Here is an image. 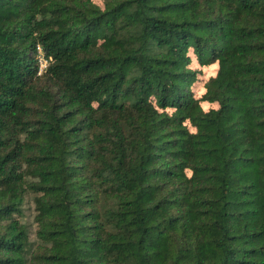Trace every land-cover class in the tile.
Listing matches in <instances>:
<instances>
[{
    "label": "trees",
    "instance_id": "trees-1",
    "mask_svg": "<svg viewBox=\"0 0 264 264\" xmlns=\"http://www.w3.org/2000/svg\"><path fill=\"white\" fill-rule=\"evenodd\" d=\"M102 3L0 0V264H264V0Z\"/></svg>",
    "mask_w": 264,
    "mask_h": 264
},
{
    "label": "rangeland",
    "instance_id": "rangeland-1",
    "mask_svg": "<svg viewBox=\"0 0 264 264\" xmlns=\"http://www.w3.org/2000/svg\"><path fill=\"white\" fill-rule=\"evenodd\" d=\"M95 1L101 5L103 4L102 0H95ZM191 67H194V68L200 70V74L198 76L199 80L193 86L195 89V92H196V96L199 97L204 92V84H205L206 80L210 76H214L217 73V64L202 66L201 64H198V62L194 58V61L191 63ZM202 105L205 109H208L209 107L212 106V104L208 103V102H203ZM26 215H27V219H28L29 223H31L32 222V208L31 207L26 208Z\"/></svg>",
    "mask_w": 264,
    "mask_h": 264
},
{
    "label": "built area",
    "instance_id": "built-area-1",
    "mask_svg": "<svg viewBox=\"0 0 264 264\" xmlns=\"http://www.w3.org/2000/svg\"><path fill=\"white\" fill-rule=\"evenodd\" d=\"M38 49H39V56H38L39 57V70H38V74H42L45 71V69L47 68L49 62H48V59H46L44 57V54H43L40 46L38 47Z\"/></svg>",
    "mask_w": 264,
    "mask_h": 264
}]
</instances>
